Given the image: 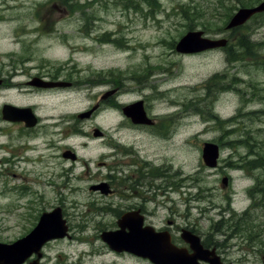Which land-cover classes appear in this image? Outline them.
Segmentation results:
<instances>
[{"label":"rangeland","instance_id":"374dc122","mask_svg":"<svg viewBox=\"0 0 264 264\" xmlns=\"http://www.w3.org/2000/svg\"><path fill=\"white\" fill-rule=\"evenodd\" d=\"M263 1L0 0V72L38 37L33 48L37 66L54 71L67 64L74 67L78 87L88 84L54 102L52 113L58 117L50 127L14 139V144L26 142L29 150L21 149L11 165H0V242L28 235L38 210L61 208L71 238L51 245L65 251L94 245L93 253H104L100 231L115 219L102 212V205L117 197L106 199L90 188L109 176H131L143 181L141 193L207 195L201 203L216 208L206 214L195 210L193 217L219 245H264V198L250 193L264 170L242 168L243 162L264 154V14L239 29H226L240 8ZM54 3L74 8L59 10ZM189 31L229 38V45L180 53L176 45ZM118 83L117 101L125 106L144 101L156 121L168 126V138L159 139L148 128L133 129L122 108L113 106L115 98L96 108ZM18 89L2 91L0 107L5 101H32ZM90 111L89 117H78ZM95 131L101 133L97 138ZM0 143H9L1 132ZM205 143L220 147L216 169L203 163ZM60 148L73 150L77 160H63ZM225 177L229 182L223 187ZM159 216L163 219L165 212ZM102 259L119 261L112 255Z\"/></svg>","mask_w":264,"mask_h":264},{"label":"flooded vegetation","instance_id":"af4514ba","mask_svg":"<svg viewBox=\"0 0 264 264\" xmlns=\"http://www.w3.org/2000/svg\"><path fill=\"white\" fill-rule=\"evenodd\" d=\"M58 5V3H54L53 8L56 7L59 10H72L74 8L70 3L64 4L63 8L57 7ZM76 20H79V18ZM83 30L87 36L91 34V29L87 27L85 21ZM226 39L228 40V46L229 38ZM39 40L38 37L31 40L28 45L29 49L21 51L24 55L19 59L11 56L3 66V70L7 72L3 70L2 73L0 72V94L2 91H11L13 88L19 87L18 92L21 96H28L32 100L25 104L5 101L0 107L1 136L6 135L9 140L7 145L0 143V153L3 155V157H0L1 166L11 165L14 157L20 156L21 149L29 150L28 145L25 144L26 142L23 145H20V143L14 144V139L35 135V133L42 132L43 129L50 127L56 121L58 116L52 113L57 108V106H54V102L57 105L58 101L62 102L65 98H68L70 93L75 92L76 87L82 90L83 87L88 86V84H80V87L76 85L77 81L73 77L75 74L74 67L69 68L67 64L54 70L56 72L50 67L46 68L47 66H41L43 68L37 66V51L33 48ZM69 70L72 72H69ZM18 78L22 81L15 83ZM96 82L101 83L100 80ZM120 87V83L114 85L115 94L108 99H103L102 96L101 101L95 105L96 108H100L101 105L112 98L116 100V104L113 106H116L117 109L122 108V104L117 101ZM63 97L64 99H62ZM39 100H43V102ZM7 105L29 110L26 115L29 116L31 122L35 120L36 124L28 126L27 122L23 120H14L16 115L3 112L4 107ZM146 112L152 119L150 124L135 125L130 119H127V123L130 124L131 122L130 126H133V129L137 132L146 131V128H148L157 133V138H168L170 135L168 126L166 127L162 122L158 123L155 115L150 114L147 109ZM12 129L15 131H12ZM14 132L17 133L15 136H13ZM116 149L118 153L120 151L119 147ZM67 151L69 149L60 148V157L65 161H72V155H65ZM72 152L74 151L72 150ZM101 183H105L106 187L103 191L100 190V194L105 196L106 199L117 197L116 202L107 200L113 203L103 202L102 205V212L113 214L115 219L111 223L112 226H106L100 231V239L105 247L104 253H93L92 247L94 245H83L89 246V248L81 249L77 247L75 250L70 251L61 250L59 245H51L59 239L71 238L69 235L71 229L70 224H68L69 221L61 210L62 219L67 226L66 236L40 245L38 250L27 257L23 264H264V245H219L212 233L211 235H205L202 232L200 222L194 219L193 216L195 210L201 214H206L216 208L213 203H201L202 198L207 195L141 193L143 181L139 178L134 180L131 176L126 177V179L109 176L107 180L101 181ZM116 186L119 188L116 189ZM174 186L172 184L171 187ZM119 189H122V191L117 192ZM187 195L191 198L185 197ZM256 196L260 197L259 195H253L252 197ZM261 196L264 198V195ZM209 197L211 196L207 198ZM189 207L191 208L189 209ZM56 212V210L49 209L45 211L38 210L32 217L29 228L33 230L41 222L44 215H49V221L53 222L52 215ZM160 212H165L163 219L159 216ZM223 222L218 223L217 226ZM194 236L201 239V245H191L189 240H194ZM111 245H118L117 249ZM70 246L74 248L75 245ZM76 254H78L77 259L75 258ZM109 255L118 258L121 263L117 260L110 263V261L102 259V257Z\"/></svg>","mask_w":264,"mask_h":264},{"label":"water","instance_id":"95a60500","mask_svg":"<svg viewBox=\"0 0 264 264\" xmlns=\"http://www.w3.org/2000/svg\"><path fill=\"white\" fill-rule=\"evenodd\" d=\"M263 12L264 2L252 8H242L232 17L227 28L231 29L242 26L249 19H251L253 15ZM224 45H226V40L207 39L203 37V32L191 31L179 41L176 49L180 53L191 54L211 50L214 48L222 47ZM112 93H109V95H111ZM27 111L29 110L9 105L5 106L3 110V112L5 113H11L14 116L16 115L14 120H23L27 122L28 126H34L36 124L35 120H33L34 122H31L29 116L26 115ZM123 112L127 117L132 119L133 123L145 124L150 122L147 117L143 101H139L126 106L123 109ZM91 113L92 112L80 115V118L89 117ZM99 135H101V133L99 131H95V136ZM219 157L220 148L218 145L214 143L204 144L203 161L207 167L216 168L218 166ZM74 158L75 157H73V159ZM228 182V178H223V187H226L228 185ZM105 185L106 184L96 185L91 187V189L95 191L101 190ZM56 211V214L52 215L53 222L49 221V215H44L39 225L24 238H21L12 244L0 243V264H22L25 260L24 258H27V256L30 255L32 250H34L35 248L43 245L48 240L65 237L67 233V226L65 224V221L62 219L61 209H57ZM193 239L194 240H189L191 242V245H201L199 237L194 236ZM111 246L117 249L116 247L118 245Z\"/></svg>","mask_w":264,"mask_h":264},{"label":"trees","instance_id":"16d2710c","mask_svg":"<svg viewBox=\"0 0 264 264\" xmlns=\"http://www.w3.org/2000/svg\"><path fill=\"white\" fill-rule=\"evenodd\" d=\"M64 2H67V0H62ZM72 1V0H71ZM241 48H243L244 50L247 49V44L243 43L240 45ZM235 59V58H234ZM233 59V60H234ZM255 154L256 151H254ZM253 151L250 152V154L254 155ZM261 153V152H258ZM255 158L250 160V161H245L243 162L242 168L246 169V170H264V154L262 156L260 155H254ZM264 174H260V176L256 177V183L255 186L250 190L251 195H264ZM244 217V215H243ZM251 233V231H249ZM254 235H252L253 237ZM251 237V236H250ZM255 237V236H254Z\"/></svg>","mask_w":264,"mask_h":264}]
</instances>
